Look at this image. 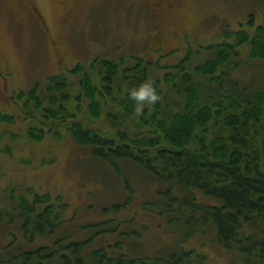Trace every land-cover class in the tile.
Segmentation results:
<instances>
[{"label":"trees","instance_id":"trees-1","mask_svg":"<svg viewBox=\"0 0 264 264\" xmlns=\"http://www.w3.org/2000/svg\"><path fill=\"white\" fill-rule=\"evenodd\" d=\"M187 32H181L183 38ZM249 33L229 30L225 40L209 44L210 53L194 67L202 79L189 71L195 63L189 51L170 68L181 80L171 71L164 78L149 74L141 60L123 66L96 57L76 64L71 73L77 83L55 73L45 93L20 89L16 97L25 117L38 119L28 129L32 139L41 140L48 131L60 135L66 127L89 148L91 161L82 171L91 187L83 208L96 217L83 221L79 206L71 213L73 203L63 193L33 186L10 193L0 202V264H192L195 247L184 250L181 241L196 234L228 264H263L264 89H241L236 80L223 84L224 68H241L239 56L248 41L251 56L264 60V23ZM151 40L165 52L158 36ZM120 75L124 111L117 113L111 103L107 124L98 126ZM144 80H151L159 95L165 80L175 94L165 89L152 111L137 112L129 91ZM83 96L89 99L88 120L81 111ZM14 121V114L0 110V122ZM151 220L178 231L157 255L143 250L142 230Z\"/></svg>","mask_w":264,"mask_h":264},{"label":"rangeland","instance_id":"rangeland-1","mask_svg":"<svg viewBox=\"0 0 264 264\" xmlns=\"http://www.w3.org/2000/svg\"><path fill=\"white\" fill-rule=\"evenodd\" d=\"M179 4L174 16L168 14L167 23L179 30L178 43L180 33L188 32L179 49L167 52L168 45L172 48L171 41H167L165 52H161L152 46L151 39L163 33L164 25L156 22H161L160 17L147 7V0H0V110L15 115L14 122H0V202L10 193L18 195L33 186L52 195L65 194L73 203L71 213L79 206L77 212L84 213L83 221L96 217L83 208L91 187L82 171L91 161L89 148L78 144L66 127L58 130L60 135L47 130L41 140L32 139L28 129L38 119L25 117L23 103L16 97L20 89L37 87L45 93L48 79L55 73L68 74L77 83L79 78L71 73L76 64H89L96 57L100 63L108 57L119 60L123 66H134L141 60L142 66H148L149 74L155 72L154 75L164 78L171 71L181 80V74L170 68L189 51L194 53L192 63L195 62L190 64L189 71L196 79H202L203 75L194 67L210 53L209 44L225 40L224 32L229 30L237 33L244 28L252 36L255 26L264 23V0H180ZM183 4L187 7L182 8ZM181 11L188 16L172 23V18ZM251 15L253 24L249 22ZM168 34L169 31L164 32L167 38ZM242 51L241 68H235L234 64L224 68L227 77L223 84L228 86L237 81L241 89L245 86L249 91L264 89V60L251 56L249 41ZM121 77L114 86L113 102L108 99L110 103L105 104L102 99L105 111L97 120L98 126L107 124L105 112L111 110V103L117 113L124 111L120 104L125 88L119 87ZM159 85L162 100L165 89L172 87L165 80ZM171 97L169 94V101ZM81 103L82 114L87 118L89 99L83 96ZM70 107L73 109V102ZM145 107L153 109L152 104ZM167 228L164 223L157 225L151 220L142 230L144 254L157 255L158 250L168 249L178 231ZM181 245L184 250H188L186 246L195 247L192 264H228L200 234L191 235ZM206 249L209 254L200 258L207 253Z\"/></svg>","mask_w":264,"mask_h":264},{"label":"flooded vegetation","instance_id":"flooded-vegetation-1","mask_svg":"<svg viewBox=\"0 0 264 264\" xmlns=\"http://www.w3.org/2000/svg\"><path fill=\"white\" fill-rule=\"evenodd\" d=\"M141 1H145V0H141ZM147 4L148 6L147 7H150L151 10L154 11L155 15L159 16L160 18V23L158 20H156V22L159 24V25H164V31L162 33V31L157 35L159 37V39L161 40L163 44V46H167V41H171L170 44H172V48H169V45H168V48H169V51H175L177 50V48H179V44H181L184 40V38L182 37L181 33H180V42L178 43L177 41V35L179 34V30L174 28V27H171L168 25V14L169 15H173L174 16V12L176 11V7L178 8L179 7V3L177 2V0H147ZM166 13V14H165ZM180 15V16H179ZM177 14V16L173 17L172 19V23L176 24L177 21H181V19H185V17L188 16L187 12L185 11L184 13H182L181 11V14ZM166 16V17H165ZM182 17V18H181ZM176 20V21H175ZM166 31H169V34L170 37H166L164 35V32ZM170 39V40H169ZM167 51V52H169Z\"/></svg>","mask_w":264,"mask_h":264},{"label":"clouds","instance_id":"clouds-1","mask_svg":"<svg viewBox=\"0 0 264 264\" xmlns=\"http://www.w3.org/2000/svg\"><path fill=\"white\" fill-rule=\"evenodd\" d=\"M129 95L137 102V112H141L146 104H154L159 99V93L151 80H144L138 86L131 88Z\"/></svg>","mask_w":264,"mask_h":264}]
</instances>
